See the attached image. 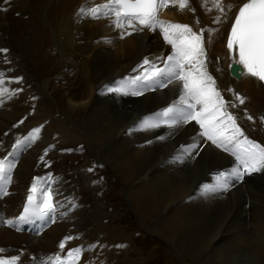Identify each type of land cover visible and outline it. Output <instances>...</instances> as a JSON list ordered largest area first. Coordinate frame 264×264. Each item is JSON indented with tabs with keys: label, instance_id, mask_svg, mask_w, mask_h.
<instances>
[{
	"label": "bare ground",
	"instance_id": "bare-ground-1",
	"mask_svg": "<svg viewBox=\"0 0 264 264\" xmlns=\"http://www.w3.org/2000/svg\"><path fill=\"white\" fill-rule=\"evenodd\" d=\"M234 1L241 0L222 3ZM192 2L200 14L203 10L197 0ZM82 5L86 0H17L12 11L0 12V49H8L7 53L0 52V72L9 79L22 77L20 83L4 85L22 91L11 99L6 96L0 105V137L12 145L16 138L43 126L36 142L23 148L21 157L14 155L18 184L13 190L18 193L4 201L13 204L20 199L33 172L40 171L38 155L47 146L58 195L70 198L69 204L75 202V193L80 195L68 213V222L56 218L38 239L27 233L0 231V248L5 250L0 255L20 256L22 260L27 252L40 263L38 250L52 251L57 237L70 233L86 249L97 245L91 251L98 264H141L127 257L120 259L117 254L118 245H122L123 253L135 249L134 243L118 223H104L103 211L98 210L83 173L95 161L117 175L120 190L144 223V230L179 256L199 264H264V178L250 181L243 189L240 186L227 199L201 197L194 191L196 184L208 171L228 163V158L207 145L193 165L188 157L183 162L166 161L178 142L195 132L193 125L186 126L189 128L168 146L160 140L141 143L148 130L129 133L142 114L168 102L175 89L146 94L119 106L100 90L131 68L136 69L144 54L158 52L162 45L150 36L106 42L112 32L105 20L75 22ZM208 7L212 5L208 3ZM178 8L177 4L173 19L194 24L190 15H177ZM183 11L187 13L188 6ZM215 11L212 8L209 12ZM209 24L205 21L202 26L213 28V23ZM211 50L216 54L225 51L215 42ZM5 58L6 66L2 65ZM237 87L245 89L247 105L253 112L264 110L263 87H252L244 80ZM257 133L264 139V130L259 128ZM250 198L247 216L244 206Z\"/></svg>",
	"mask_w": 264,
	"mask_h": 264
},
{
	"label": "snow or ice",
	"instance_id": "snow-or-ice-1",
	"mask_svg": "<svg viewBox=\"0 0 264 264\" xmlns=\"http://www.w3.org/2000/svg\"><path fill=\"white\" fill-rule=\"evenodd\" d=\"M4 3L7 4L8 0H4ZM187 3L188 0H107L106 3L88 9L82 5L78 16L81 18L87 16L91 19H99L101 16L111 18L114 27L121 30V39L136 31L159 30L163 40L171 45V53L166 58H156L162 62V67L145 57L142 63L137 65V69H143L140 75L115 81L113 86L105 84L100 94L140 96L145 90H155L156 87L167 88L174 82L178 83L180 85L178 98L152 116L142 118L129 129V133L155 129L164 125L170 130L169 135H172L175 130L190 122L198 125L200 130L192 137V143L182 145L177 155L173 157L174 161L183 162L185 157L191 156L202 139L210 141L213 146L235 158L231 168L215 172L211 177V183L200 186L198 195L207 196L226 192L237 183L244 182L246 176L264 171V147L244 136L236 123V117L227 111L226 103L216 88L215 80L206 70L207 54L204 47V34L212 33L215 29L201 28L197 32L187 24L160 18L159 13L163 9L178 4L182 11ZM208 3L209 0H202V7H205L206 11L215 8L220 13L213 18L214 24H219L221 18L226 16L227 11L232 8L231 4L225 5L222 0H210L211 8L208 7ZM227 49L232 53L238 52L239 59L236 62L242 66L243 74L264 82V0H247L239 6L227 35ZM0 52L7 53L8 49H0ZM4 62L8 63L7 58ZM21 80L22 77H14L6 81L5 73L0 72V105L4 103L5 96L11 99L22 91L19 88L5 87V83H20ZM235 99L240 104L244 103V98L240 95H235ZM231 106L236 107V104ZM248 119L252 117L249 116ZM260 119L264 123V116ZM23 122V120L20 121L21 124ZM16 126L13 125V127ZM42 127V125L35 127L27 136L16 138L12 145V152L0 159V197L10 194L8 186L12 182V170L16 165L9 160V157L30 146L38 138ZM159 139L163 140L165 137L161 136ZM45 155H47V149H45ZM40 159L43 161L44 157L41 156ZM43 179L52 181L53 177L51 173L46 178L34 177L23 211L15 219L0 216V223L20 230L21 224L41 221L43 226L49 219L55 222L54 213L57 209L54 201L55 193L49 184L41 186L38 183ZM72 239H78V237L66 236L60 241L61 252L65 250L66 242ZM120 246L122 245H118ZM95 247H97L96 244H90L88 250ZM4 251L0 248V253ZM84 251L83 246L70 248L63 258L58 253L41 257L40 264H78ZM19 262L20 256L0 255V264H19Z\"/></svg>",
	"mask_w": 264,
	"mask_h": 264
},
{
	"label": "rangeland",
	"instance_id": "rangeland-1",
	"mask_svg": "<svg viewBox=\"0 0 264 264\" xmlns=\"http://www.w3.org/2000/svg\"><path fill=\"white\" fill-rule=\"evenodd\" d=\"M188 128L189 127L184 128L179 133V135L184 133ZM150 137L152 136H148L147 138H145V140ZM159 140L162 141L161 139H155L154 141H159ZM174 140L175 139H173L172 142ZM172 142L171 141L167 142L166 145L168 146ZM206 149L208 148H204L203 151L205 152ZM202 153H200L199 156ZM197 159L198 157L196 158V160ZM97 164H101V163H97ZM50 165H51V169H54L53 162H51ZM89 169L92 170L89 171ZM107 170L101 169V166L89 165L88 167L87 166L85 167L83 173L86 175L87 179L89 180L87 183L89 189L90 187L94 188L93 193L96 196V198L94 196V201L97 203V205L99 204L98 201L101 203L97 206V208L98 210L103 211L102 216H104V223H108L111 226H117L116 224L118 223V225L121 228L127 230L128 238H130L131 240L132 238L134 239V241L132 240V243L134 242L136 244V248L131 249V252L124 254V257H127V259L129 260H133L137 262L140 261L141 264H180V261L181 262L184 261L183 262L184 264H199L198 262H194L191 258L187 259L182 255L179 256L178 254H176V252L172 251L173 250L172 248L171 250L167 245H164L163 242H160L156 238V235L149 233L147 230H144V223L137 217V215L129 207L125 194L120 190V186L117 182L118 180L117 177L115 176L114 178L113 175L110 173L111 171L108 170L109 171L108 172ZM252 180H258V179H250L247 181L248 183L245 182V184L251 183L250 181ZM245 184L241 185L242 189L246 186ZM241 187L238 186L236 189L228 193L229 195L223 196V194H221V197L225 199L230 198L231 193L234 192L235 194L236 191L238 192V190L241 189ZM246 201L248 202L247 205H249L250 202L252 203L251 198ZM102 204H106L105 207H103ZM129 208L132 210V213H134L138 218V220L140 221V226L142 230L137 226L138 221L135 215H133L130 212ZM244 208H246V206H244ZM249 209L250 206L246 212L247 216L249 215L248 213ZM108 214H111L109 215L110 218H107ZM141 222L143 223V225H141ZM119 255H123V253L119 252Z\"/></svg>",
	"mask_w": 264,
	"mask_h": 264
}]
</instances>
